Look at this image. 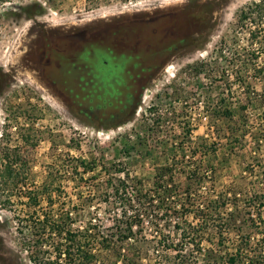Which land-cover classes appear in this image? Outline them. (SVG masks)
<instances>
[{"label": "rangeland", "instance_id": "rangeland-1", "mask_svg": "<svg viewBox=\"0 0 264 264\" xmlns=\"http://www.w3.org/2000/svg\"><path fill=\"white\" fill-rule=\"evenodd\" d=\"M260 1L0 0V155L27 163L30 188L57 171L55 207L77 220L96 212L105 228L110 179L128 173L146 196L134 227L142 264L173 250L189 264H226L245 244L264 256V55L254 25L236 22ZM130 57L143 74L129 93L88 83L101 75L89 66ZM74 160L93 171L72 176ZM211 203L223 207L205 226L193 212ZM14 204L0 207V264H31L16 231L25 209ZM118 252L106 264H123Z\"/></svg>", "mask_w": 264, "mask_h": 264}, {"label": "trees", "instance_id": "trees-1", "mask_svg": "<svg viewBox=\"0 0 264 264\" xmlns=\"http://www.w3.org/2000/svg\"><path fill=\"white\" fill-rule=\"evenodd\" d=\"M236 22L238 25L247 22L254 25L251 41H256L261 49L257 52L256 59L260 57L258 55H264V0L240 10ZM108 76L101 71L97 83H101L102 86L104 81L110 82ZM74 162L75 164L70 168L72 176L85 175L94 169L92 163L85 160H74ZM80 167L81 171L78 172ZM59 178L60 174L57 171L51 172L40 187L30 188L27 163L17 154L11 155L6 152L0 155V207L10 211L17 207L14 203H19L18 208L25 209L23 216L15 215V221L21 247L27 254L29 262L31 264H106L110 256L118 250V255H123V264H142L141 250L135 248L137 237L134 227L142 223L145 213H142L141 209H144L146 196H142L143 190L136 186L138 181L130 179L128 173L118 180V184L112 183L110 179L111 194L109 193L108 197L114 203L115 211L111 215L113 218H110L109 229L103 226L102 219L96 212L83 210L82 216L77 217L80 220H77L75 217L78 212L75 214L61 204L55 207L53 200L59 199L61 195ZM41 202L44 203V208L41 207ZM216 204V206L212 203L197 206L193 212L197 213L195 219L201 218V223L206 226L211 220L210 210L214 207H216L214 210L223 207V203ZM83 207L85 209V206ZM17 211H21L20 208ZM216 213V217H221L219 211ZM211 221L215 222V219ZM225 227H228V222ZM185 238L184 236L182 240ZM161 240L162 242L159 241L157 244L163 243L162 247L172 243V240L163 234ZM245 246V248L238 246L233 254L229 255L226 264H264L262 262L264 256L259 252L250 251L247 244ZM131 250L134 252L126 255ZM173 251L175 254L172 258L155 252L157 264H189L185 255L177 250ZM210 258L207 264H219L216 257Z\"/></svg>", "mask_w": 264, "mask_h": 264}, {"label": "flooded vegetation", "instance_id": "flooded-vegetation-1", "mask_svg": "<svg viewBox=\"0 0 264 264\" xmlns=\"http://www.w3.org/2000/svg\"><path fill=\"white\" fill-rule=\"evenodd\" d=\"M91 53H89V54H91L92 56L95 55L93 53V51H91ZM83 55H84V51L80 50V52H78V56L76 55V57L77 58H81V56H83ZM96 55H95V58L100 60V58H98ZM132 60H134V59L130 57V58H128L126 63L122 64L121 66L120 65L117 66V67L114 66L115 67L114 69H112L111 67H110L111 69H108L109 64L111 65V63L109 61H108V63H107V61H101L102 62L101 66H100V64H99V66H96V67L91 65V66H89V69L95 70L97 68V71H96L97 74H99L101 71H103V74L106 73L107 75H109L108 77H113L112 80L109 83H111L112 86L116 88V92H114V93L119 94V96H120L122 93H123V95L126 94V93H129V91H130L129 89H131L129 87V85H130L129 84V80H131V77L132 78L133 77H138V76H141L143 74V72H141V71L136 72V73L133 74V70H135L136 66L134 67ZM130 61H131V64H130ZM124 66H125V68H124ZM92 78H93L94 81H89L88 83L91 84L92 86L99 85V83H97L98 82L97 81V77L96 78L92 77ZM84 83L85 82H82L84 87H80L81 89H84V88L87 87L88 83H85V84ZM100 85H101V83H100ZM109 86L111 87V85H109ZM101 88H103V87L97 86V87H94L93 89L97 91V90H99ZM110 91H111V89H110ZM113 91H115V90H113ZM111 102L115 103V102H117V100L114 99Z\"/></svg>", "mask_w": 264, "mask_h": 264}]
</instances>
